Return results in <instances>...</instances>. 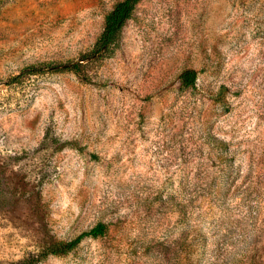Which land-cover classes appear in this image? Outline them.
Wrapping results in <instances>:
<instances>
[{"label": "rangeland", "instance_id": "obj_1", "mask_svg": "<svg viewBox=\"0 0 264 264\" xmlns=\"http://www.w3.org/2000/svg\"><path fill=\"white\" fill-rule=\"evenodd\" d=\"M120 1L0 0V264H264V0H139L86 58Z\"/></svg>", "mask_w": 264, "mask_h": 264}, {"label": "trees", "instance_id": "obj_2", "mask_svg": "<svg viewBox=\"0 0 264 264\" xmlns=\"http://www.w3.org/2000/svg\"><path fill=\"white\" fill-rule=\"evenodd\" d=\"M139 0H122L114 5L112 10L106 15L104 20V29L97 41V44L92 51L91 55H88L86 58H94L105 54H110L113 51V48L117 46L121 30L124 27L125 23L129 20L134 7L138 3ZM79 64H63V65H55L49 67L51 72H63V71H78ZM26 72H36L34 68H28L23 73ZM196 81V72L193 70H185L180 75V83L181 88H192L195 85ZM105 226L102 224H98L89 230L86 233L79 235L72 242L62 245L60 248H51L45 252V257L47 255H59L65 254L71 251L79 242L86 236H91L93 238H97L103 236L105 233Z\"/></svg>", "mask_w": 264, "mask_h": 264}]
</instances>
